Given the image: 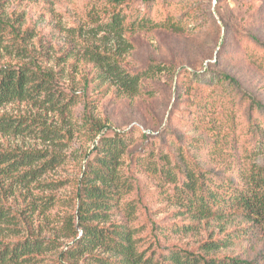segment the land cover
I'll return each instance as SVG.
<instances>
[{"label": "rangeland", "instance_id": "374dc122", "mask_svg": "<svg viewBox=\"0 0 264 264\" xmlns=\"http://www.w3.org/2000/svg\"><path fill=\"white\" fill-rule=\"evenodd\" d=\"M102 1L0 0V69L27 66L49 78L51 95L68 104L58 109L18 101L0 108V118L19 126L0 132V155L17 164L29 156L41 158L15 175L0 173V207L11 216L10 223L0 226V245L39 240L53 246L30 264H101L108 257L105 252L69 256L72 234H82L80 181L95 160L99 140L129 131L134 143L120 170L134 190L122 204L134 202L137 208L132 226L140 230L144 250L179 248L201 254L204 242L250 228L243 216H235L201 221L195 231L181 232L193 218L169 198L175 185L137 162L151 153L158 167L163 156L175 161L179 143L205 158L206 153L195 149L197 142H210L218 133L223 137L235 124L246 129L250 105H264V0H155L154 17L172 16L180 22L179 30L118 36L96 16ZM144 8L143 0H133L123 11L132 21ZM97 53L133 75L152 68L153 76L142 81L138 95L123 94L90 58ZM220 74L237 80V95L213 100L210 79ZM195 76L201 80L194 83L198 88L188 85ZM51 165L50 172L41 174ZM205 167L225 175L235 169V161L221 158L220 164L209 161ZM123 209L109 220L126 221ZM243 235L210 258L255 260L264 250L263 235Z\"/></svg>", "mask_w": 264, "mask_h": 264}, {"label": "trees", "instance_id": "16d2710c", "mask_svg": "<svg viewBox=\"0 0 264 264\" xmlns=\"http://www.w3.org/2000/svg\"><path fill=\"white\" fill-rule=\"evenodd\" d=\"M132 2L104 0L96 16L108 21L104 27L117 36L127 32L180 29V22H176L172 16L166 15L161 20H158V14L154 17L155 0H143L146 12L129 21L123 7H130ZM90 58L100 67L103 77L113 81L123 94L131 96L138 95L142 81L152 78L154 73L150 68L136 75L130 74L117 63L105 60L100 53ZM195 81L201 83L199 76L191 79L188 85L198 88ZM210 83L214 89L213 100L221 94L237 95L238 82L229 75H216L210 79ZM50 89L51 80L27 66L0 69V108L18 101H39L58 109L64 106L67 109L68 104L61 105L51 95ZM250 113L245 130H239L235 124L229 127V133L223 137L218 133L212 135L210 142H197L199 144L194 147L206 153L205 158L192 151L190 145L181 147L179 143L178 159L175 161L168 155L163 156V162L158 167L155 162L157 157L151 153L137 162L138 167H145L158 175L160 180L175 185V192L169 198L193 218L181 232L195 231L201 221L213 218L225 220L235 216H243L250 223V228H241L218 240L204 242L199 249L201 254L179 248H169L160 253L144 250L140 230L132 226L137 208L134 202L122 204L134 190L133 181L121 174L120 170L122 157L134 143L133 131H129L113 137H102L95 147V160L87 166L80 181L78 219L82 234L81 237L78 232L72 234L74 244L69 256L73 259L93 252H105L108 257L102 258L101 264H264V250L253 261L230 257L210 258V255L233 246L235 241L245 236V232L255 234L259 231L264 242V105L253 102ZM18 128L12 120L0 118V132L17 131ZM222 141H225L223 145ZM228 157L234 158L235 169L227 171L225 175L205 167L209 161L218 165L221 158ZM25 159L17 164L1 154L0 173L15 175L21 167L41 158L29 156ZM52 166L41 170V174L50 172ZM35 173L37 171L32 175ZM121 206L127 220H109V215L120 211ZM10 219L8 210L0 207V226L10 223ZM51 249V244L39 240L0 245V264L36 263L39 255Z\"/></svg>", "mask_w": 264, "mask_h": 264}]
</instances>
